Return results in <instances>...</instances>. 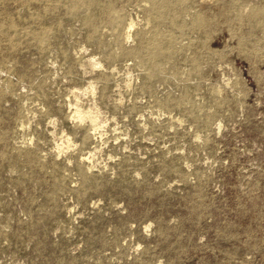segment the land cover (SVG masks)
Wrapping results in <instances>:
<instances>
[{
    "label": "rangeland",
    "instance_id": "obj_1",
    "mask_svg": "<svg viewBox=\"0 0 264 264\" xmlns=\"http://www.w3.org/2000/svg\"><path fill=\"white\" fill-rule=\"evenodd\" d=\"M89 12L0 0V264H264V0Z\"/></svg>",
    "mask_w": 264,
    "mask_h": 264
},
{
    "label": "bare ground",
    "instance_id": "obj_2",
    "mask_svg": "<svg viewBox=\"0 0 264 264\" xmlns=\"http://www.w3.org/2000/svg\"><path fill=\"white\" fill-rule=\"evenodd\" d=\"M51 1V0H48ZM57 1H61V0H57ZM69 3L73 6V7H89L90 8V12L89 15L86 16V20H88L87 17H91V16H96L97 14H99L100 12H106L109 9V5L111 3V0H68ZM147 1H151L154 4V7H158L160 5V1L161 0H147ZM182 1V0H181ZM180 2V1H179ZM181 3V2H180ZM108 7V8H107ZM262 11V10H261ZM253 14V13H252ZM133 25L131 24V27ZM125 37L127 39H130L131 33L127 32L125 34ZM139 50V48H136V51ZM76 113H79L81 116H85L82 115V111L77 107L76 108ZM23 125V124H22ZM24 128V127H23Z\"/></svg>",
    "mask_w": 264,
    "mask_h": 264
}]
</instances>
